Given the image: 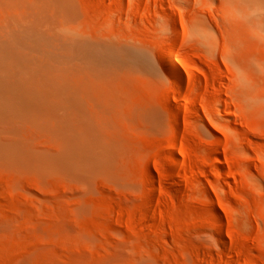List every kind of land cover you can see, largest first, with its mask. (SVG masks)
Returning <instances> with one entry per match:
<instances>
[{
	"label": "rangeland",
	"instance_id": "obj_1",
	"mask_svg": "<svg viewBox=\"0 0 264 264\" xmlns=\"http://www.w3.org/2000/svg\"><path fill=\"white\" fill-rule=\"evenodd\" d=\"M0 89V264H264V0H0Z\"/></svg>",
	"mask_w": 264,
	"mask_h": 264
},
{
	"label": "bare ground",
	"instance_id": "obj_2",
	"mask_svg": "<svg viewBox=\"0 0 264 264\" xmlns=\"http://www.w3.org/2000/svg\"><path fill=\"white\" fill-rule=\"evenodd\" d=\"M71 50L72 49H70L69 51L71 52ZM69 51H68V54H70ZM165 51H164V53L167 52V51L166 52ZM72 52H73V50H72ZM77 53H79L82 58H83V56H86L85 49L84 50L78 49ZM163 59H164V64H163L164 66L163 67H164V70L166 71V73L171 78L180 80V73H179L177 67L175 66V63L172 59V55H170V53H167V54H165ZM67 61H68V59H67ZM122 61L125 64L128 63V64L136 65V64H138L136 62H143V56L137 52H133L130 54L127 53V55H125L124 58H122ZM133 63H135V64H133ZM68 64H71V63H68ZM71 67L72 66H68V68H71ZM213 87H215V86H213ZM3 91L4 90L0 89V97H2V99H6V100L11 101V102H17V100H15V96H13L9 92H3ZM71 92H72V89H69L67 91V102H68V104H74V102H75V96ZM34 106H35V102L33 100L25 103V107H34ZM11 114L12 113H0V120H2V119L13 120L14 116H10ZM14 115L16 116L18 121H20L21 123H24L23 125L26 124L27 127L33 126L32 130H34L36 127L35 130H37V128L38 129L41 128V130L43 129V131L45 129V130H48L50 132H54L57 130V128H61V129H64L65 133H75V134L83 135V136H85L86 134L93 133V131H95V130H93L94 128H91L90 125H88V123L81 122L82 119L79 116H75L74 113L69 114V118L63 122L64 126L61 124V122H59V120L53 121V122L50 121L49 117L53 118L56 116L54 113H14ZM75 117H78L79 121H76ZM83 121H85V120L83 119ZM216 160L214 159L213 163L218 162ZM82 163H84V162L82 161ZM210 164H212V163H210ZM218 233H220L219 230H218Z\"/></svg>",
	"mask_w": 264,
	"mask_h": 264
}]
</instances>
